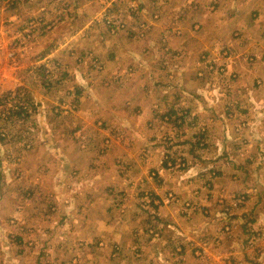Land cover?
<instances>
[{
  "label": "rangeland",
  "instance_id": "obj_1",
  "mask_svg": "<svg viewBox=\"0 0 264 264\" xmlns=\"http://www.w3.org/2000/svg\"><path fill=\"white\" fill-rule=\"evenodd\" d=\"M182 2L0 0V81L12 80L16 84L15 88L0 85V97H8L10 91L16 90L26 101L23 106H27L21 116L15 113L7 119L0 116V141L8 144V139L16 136L21 143L19 147L27 144L31 147L33 140L36 144V136L43 133L42 127L59 132L57 137L60 135V138L49 136V140L43 137L50 144L44 145L43 153L36 144L33 153V157L40 154L39 158H43L36 163L26 154L22 166L15 161V147L1 146L0 264H151V260L159 258L175 264L178 261L172 255L181 254L183 250L178 245L183 243L187 246L182 253L190 258L203 257L204 264H212L221 247L217 242L234 239L238 224L255 218L254 212L247 218L242 215L245 207L254 204L264 209V189L257 191L262 197L259 202L256 197L248 202L249 193L242 191L240 183L241 190L228 191L227 181L222 178L243 180L245 170L226 163L224 166L220 160L227 154L222 152L217 156L215 151L207 150L214 146L211 130H220L222 135L229 127L232 136L234 126L242 122L239 111L244 101L240 108L231 106L238 96L243 99V92L236 94L231 83L239 79V74L228 66L234 64L230 62L235 56L234 47L218 46L214 50L217 55L213 51L201 54L208 42L203 46L201 42H193L185 48V40H198L202 34L208 41L211 35L206 23L177 20L180 11L174 7L176 4L181 7ZM152 3L159 28L151 33ZM197 10L198 7L192 9ZM193 12L184 19L192 18ZM168 27L173 31L170 34L165 31ZM187 28L191 31L188 39ZM122 41H126L128 48L133 41V48L139 49L137 55L148 56L144 61L151 57L159 61L164 58L166 62L179 58L181 45L193 54L196 67L186 71V81L190 79L188 82L200 85L207 80L211 86L200 93L205 100L206 96L209 99L201 102L204 114L199 123L202 124L194 125L195 120L189 118L180 128V119L176 118V126L169 128L161 124V129H156L158 135L147 133L138 137L140 133L123 131L126 129H121L115 121L99 125L100 120L93 117L91 123L83 120L89 124V130H81L84 125L79 121L82 117L78 113L81 109L78 84L82 85L83 70L94 79L103 77L106 69L101 50L108 55L117 51L118 55ZM148 50L151 53L147 54ZM263 80L256 78L254 84L260 86ZM211 88L218 92L217 96L212 97ZM227 89L233 91H224ZM167 94L179 98L185 93L179 90V85H174ZM2 101L3 98L2 109L11 112V107L8 104L5 107ZM192 103L187 104L192 106ZM195 107L196 103L192 109ZM229 108L235 116L231 119ZM20 110L21 106L15 111ZM215 115L214 124L219 125L212 124ZM204 127L210 130L207 135ZM89 135L92 150L87 152V157H76L77 164L61 174L57 163L51 162L54 151L49 149L55 147L52 141L62 138L72 146L74 140L88 141ZM137 145H140L138 151ZM47 154L50 160L45 163ZM211 159L216 162L213 166ZM219 163L224 167L214 165ZM220 179L222 182L218 183ZM216 210L222 215H216ZM262 235L260 230L248 231V246L238 254L248 252L258 264H264V249L257 247ZM239 239L245 241L246 237L240 234ZM158 263L164 264L160 260Z\"/></svg>",
  "mask_w": 264,
  "mask_h": 264
},
{
  "label": "crops",
  "instance_id": "obj_2",
  "mask_svg": "<svg viewBox=\"0 0 264 264\" xmlns=\"http://www.w3.org/2000/svg\"><path fill=\"white\" fill-rule=\"evenodd\" d=\"M182 1L183 5L181 3V7L178 4L174 7H177L180 11L177 16V20L181 18L184 21L192 22V24L201 23L205 25L206 23L208 24V30L211 35L208 37V41L202 34L197 38L198 40L188 39V37H190L189 32L191 31L187 28L185 30V34L186 39L188 40H185V48L193 42H195V44L201 42L202 46L204 42H208V44L203 46L205 48L201 52V54H208V52H214L218 46H225L228 48L234 47L235 51L233 49L232 50L234 51L235 56L233 55V58L230 59V62H233L234 64H232V67L231 65L228 66L232 72L235 73L236 71V73L239 74V79L233 80L234 82L231 83H234L233 89L236 94L238 91L243 92L244 100L240 99L241 97L238 96V98H235V101H231V106H234L233 104H235L237 108H240L238 106L244 101L243 108L239 111V116L242 122L236 124L238 126H234L235 132L233 130V137L231 136V130H229V127L228 130H223L222 135H220V130H211L210 135L214 138V146L208 148L207 150L211 149L215 151L214 154L217 156L222 152L227 154V157L220 160L224 166V163H226L245 170L244 174L246 175V178H243V180L236 179L233 181L229 176L223 177L224 173H220V177H223L222 179L227 181L228 191H239L241 190L240 187L242 185V191H246L250 194L247 195V197L250 196L251 198L248 202L255 199V197L258 198L257 202H259L262 197H260V194H257V191L264 189V83L260 86H257V84L254 83L256 78L261 77L264 79V0ZM178 2H180V0H178ZM196 7H198L199 10H197V12H193L192 9ZM188 10L191 12H188ZM192 12L195 18L192 16V18L184 19L186 18V14H192ZM153 15L154 12L152 3L151 22L154 23V25L151 26V33L159 28L157 26L158 24H156L157 20H155ZM165 31L169 32V34L170 32H173L171 27H168ZM236 34H238L239 39L234 36ZM129 36L132 37L131 35ZM131 39L132 38L127 40ZM121 43L122 44L119 46L121 53L118 55L116 50V52H109V55L101 50V58L106 69L105 72H102L103 77L101 75L98 79H94L90 72L83 70L85 75L82 78V81H80L82 85L80 86L78 84V88L81 87V95L78 96V100L81 103V109L78 113L82 117V119L79 118V121L84 125L81 130H89L90 126L88 127L89 124L87 123H91L93 117L100 120L99 125L104 124L106 121H115L117 125L121 126V129H126L123 131L135 130L136 134L140 133L141 135L139 134L138 137H142V135L147 133L148 135L151 133L152 135H158L156 130L158 127L163 124L169 126V128L170 126H176L174 125L176 123V121H174L176 118H179L181 124L183 125L189 118L195 120L194 125H196V122L197 124H202V122L199 123V121L203 119L202 113L204 114V107L201 106V102L209 99L208 96H206L205 100L200 93L203 94L211 86L207 80L200 85H195L194 81L188 82L190 79L186 81V71H190L191 68L194 70L196 67V65H194L195 60L192 58L193 54H191V52H187L181 45L179 48L181 52L178 55H182L179 58H170V60L166 62V59L164 58L159 61L156 58L151 57V59L144 61V59L148 58L147 54L151 53V50L147 51L146 58H140V56L137 55V51H139V49L136 50L133 48L135 47L133 46V41L130 43V48L126 47V41H122ZM189 50L192 49L190 48L188 51ZM214 53L217 55V51ZM237 54H239V58H237ZM81 55L85 56V53ZM114 56L116 59H114ZM169 62H172V64L170 65ZM196 72L197 71H195V73ZM77 78L79 79V76ZM113 78H117V80L112 82ZM199 80L202 81L203 79ZM199 80L196 81L198 82ZM12 82V80L0 81V85L15 88L16 84ZM174 85H179V90H182L185 94L181 95L179 98H172L169 96L167 93ZM187 86L191 87L192 90H189V87ZM213 86H217V83ZM228 86L230 87L229 84ZM183 87L187 88V95ZM224 91L231 93L233 90L227 89ZM86 93L92 95L87 96ZM209 93H213L212 97L217 96L218 94V92H215L212 88ZM187 99L188 102H193L192 106L196 103L197 107L192 109V106L187 104ZM217 101L219 102V100ZM230 108L228 117L231 119L235 116L231 113ZM215 119L216 115L212 119V124L219 125L218 122L214 124ZM83 120L87 121V123ZM181 124L179 123V125ZM183 127L184 126L182 125L180 126V128ZM39 128L40 126H37V130H39ZM203 129H205L204 133L206 135L210 131L206 130L207 127H204ZM41 130H43V133H40V136H36V144H38V150L43 153L44 145L46 146L50 144L45 139L49 140V136H56L59 132L44 130L43 127ZM144 130H148V132H144ZM35 131L33 130V132ZM67 131V135H69L70 130ZM43 134L45 135L43 136ZM84 134H86V132H84ZM95 134H98L96 130ZM235 137L237 140H233ZM16 138V136L13 139L9 138L8 140H10V142L8 144L0 141V149L3 144L8 149H11L9 147H15V161H18L20 163L19 165L24 164L22 159L26 154L30 155V158L34 159L36 163L40 160V158H43V156L39 158L38 155L40 154L33 157V153L36 150L34 140L32 141L33 144H31V147H28L29 144L25 147H19L18 145L21 143L20 140ZM57 138H60V135ZM40 139L43 140L40 142ZM131 139L136 141L133 137ZM154 139L155 137L153 136V140ZM91 142L92 139L90 135L88 141L84 140L81 142L80 140H74L72 142V144L74 143L72 146L68 142H63L62 138L61 140L52 141V144L55 145V147L54 149H49L50 152L54 151L52 152L53 156L51 158V162L55 161L57 163L58 168H61L60 171L62 174L66 168H71V165L77 164L76 157H87V152L92 150ZM214 143H216V145ZM139 146L140 145L136 146L137 151L140 149ZM28 148L33 149L29 150ZM69 151L75 154L71 155ZM131 155L134 156L133 153ZM0 156L2 157L1 152ZM2 160L0 161L1 165ZM48 160H50V157H48L47 154L45 163H47ZM101 161L103 162L104 160L101 158ZM216 161L219 162V158L216 159ZM210 162H212V166L213 163H216L215 161H212V159ZM214 165H216V167L223 166L221 163ZM1 167L2 166H0V168ZM101 167L102 165H100V169ZM261 167L263 169L260 171L252 170L253 168L259 170ZM235 177H237V173ZM222 179L219 181L217 180V182L221 183ZM107 181H109V183L112 182L110 178H108ZM1 195L2 194H0V197ZM251 212L255 213V218L247 220L246 223L245 220L244 222H242V220L240 224H238L237 231L235 232L237 235L234 239L223 238L224 235L220 234V237L223 238V243L221 241L217 242V245H221V247L217 249L218 253L214 255V258H212V264L257 263L255 257L251 254H247L248 252H241V254H238L240 249L248 246V231L252 229L260 230L263 234L257 247L258 250L264 249V209L254 204L251 208L247 205L242 215L247 218ZM218 214L222 215L220 210H216V215ZM218 219L220 221L221 217ZM169 225H171V223L168 224V226ZM240 234L246 237L245 241L239 239ZM167 243H169V246H172L170 241L167 240ZM177 245L178 244H176V246ZM178 246H180V249L184 252L186 250L185 246L187 245L183 243V245ZM224 251L227 252V256L223 255V253L225 254ZM182 252L180 255H172L178 261L175 264H204L203 257L193 256L190 258ZM159 260L164 264H170L169 261L167 262L163 258H159ZM75 261L78 260L75 259ZM158 261L157 259L151 260V264H159Z\"/></svg>",
  "mask_w": 264,
  "mask_h": 264
},
{
  "label": "built area",
  "instance_id": "obj_3",
  "mask_svg": "<svg viewBox=\"0 0 264 264\" xmlns=\"http://www.w3.org/2000/svg\"><path fill=\"white\" fill-rule=\"evenodd\" d=\"M21 94L18 93L16 90H12L9 92V99L8 97H0V100L1 98L4 99V106L6 107L7 104L9 107H11V112L10 110L8 111H5L4 109H2V104L0 103V116H2V118L4 119H7L9 118L10 114L17 110L20 106H23L25 105V100L23 99L22 95L20 96ZM23 100V101H22ZM24 108H27V106H23ZM1 118V117H0Z\"/></svg>",
  "mask_w": 264,
  "mask_h": 264
},
{
  "label": "trees",
  "instance_id": "obj_4",
  "mask_svg": "<svg viewBox=\"0 0 264 264\" xmlns=\"http://www.w3.org/2000/svg\"><path fill=\"white\" fill-rule=\"evenodd\" d=\"M24 111H26L25 108H23V106H21L20 111H13L12 114L15 113V116H21ZM179 123L181 124V121Z\"/></svg>",
  "mask_w": 264,
  "mask_h": 264
}]
</instances>
